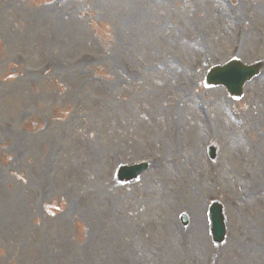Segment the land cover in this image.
<instances>
[{
  "label": "rangeland",
  "instance_id": "rangeland-1",
  "mask_svg": "<svg viewBox=\"0 0 264 264\" xmlns=\"http://www.w3.org/2000/svg\"><path fill=\"white\" fill-rule=\"evenodd\" d=\"M234 58L264 0H0V264H264V70L204 87Z\"/></svg>",
  "mask_w": 264,
  "mask_h": 264
},
{
  "label": "bare ground",
  "instance_id": "bare-ground-1",
  "mask_svg": "<svg viewBox=\"0 0 264 264\" xmlns=\"http://www.w3.org/2000/svg\"><path fill=\"white\" fill-rule=\"evenodd\" d=\"M232 204V203H231Z\"/></svg>",
  "mask_w": 264,
  "mask_h": 264
}]
</instances>
